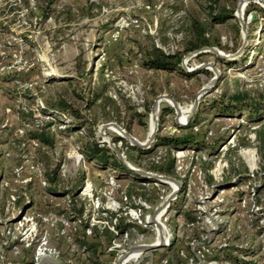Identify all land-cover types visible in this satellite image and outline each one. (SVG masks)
Wrapping results in <instances>:
<instances>
[{
  "label": "rangeland",
  "instance_id": "rangeland-1",
  "mask_svg": "<svg viewBox=\"0 0 264 264\" xmlns=\"http://www.w3.org/2000/svg\"><path fill=\"white\" fill-rule=\"evenodd\" d=\"M208 1L0 0V263L34 264L41 248L61 264H118L117 256L128 255L133 246L161 241L124 264H230L222 248L264 264V235L257 232V224L264 225L258 125L238 110H223L220 102L237 91L264 100V0H228L233 17L213 25ZM243 2L246 42L231 57L244 40L241 9L236 11ZM249 2L255 6L245 14ZM192 16L206 23L207 37L218 39L217 45L184 51L193 33ZM151 41L166 53L182 51L180 67L190 74L143 67L138 57ZM215 69L218 76L210 84ZM202 87L208 89L192 112ZM157 97L162 100L149 144L153 150L138 155L130 148L135 145L119 135L147 139ZM196 112L193 133L205 148L153 146L156 135L190 133L181 122ZM105 123L123 131L110 125L102 135L99 126ZM39 132L50 142L35 138ZM84 138L113 146L124 158L131 154L138 163L133 167L153 173L158 172L148 166L171 153L181 201L172 206V199L153 219L156 226L153 211L177 184L141 175L136 182L101 168L80 151ZM238 171L251 180L236 181ZM11 194L15 200L8 204ZM110 212L133 226L113 240L114 254L108 247L96 255L83 252L75 240L82 224H88L84 234L89 236L93 225L110 226ZM203 240L207 250L197 246ZM251 246L258 247L255 255H244Z\"/></svg>",
  "mask_w": 264,
  "mask_h": 264
},
{
  "label": "trees",
  "instance_id": "trees-1",
  "mask_svg": "<svg viewBox=\"0 0 264 264\" xmlns=\"http://www.w3.org/2000/svg\"><path fill=\"white\" fill-rule=\"evenodd\" d=\"M47 3V2H46ZM255 4L249 2L246 5L245 14L249 11ZM207 12L210 17V24L224 23L233 17V4H228V0H209L207 2ZM43 17L46 15V11L42 10ZM255 20V19H254ZM206 23L199 20L197 16H192L191 18V29L193 31L190 40L188 41L187 46L184 48V51H190L193 49L207 47L212 45H217L219 40L216 39L211 41L207 37L206 33ZM182 51L177 50L173 53H166L160 47L156 46L153 41L150 42V46L147 50H144L142 54H139L138 60L143 67L162 69L167 71L180 70L182 73L189 75L190 73L184 72L180 67V62L182 58ZM100 93V92H99ZM213 107L217 105L216 100L214 101ZM223 110H238L239 113L246 115V120L251 123H255L258 126L255 128L256 135V148L261 157V161L264 163V100L263 97L252 98L246 91H237L228 96L226 101L221 100ZM200 105V103H199ZM69 107V106H68ZM242 111H246L244 114ZM197 112L194 113L187 124L182 127L190 129L191 132L187 134L180 135H165L158 136L156 135V141L153 146H164L165 148L172 150L179 147H193L195 150H200L204 144L202 139H198L197 136L193 133V127L196 125ZM40 142L48 143V137L43 133L39 132L34 135ZM202 145V146H201ZM138 155L148 154L153 148L149 146L148 148H141L138 146H130ZM80 151L90 162L96 164L101 168H110L116 172V175H130L134 181L138 182L140 175L128 169L115 155V153L104 144H100L98 141L93 138H84L79 147ZM125 159L133 166H138V163L131 154H125ZM148 169L175 177L176 176V166L174 156L168 152V156L161 161L156 162L155 164L148 166ZM236 181H245L247 179L250 181L248 175L237 172ZM49 181H52V177L47 178ZM185 183L180 190V193L185 189ZM141 189H144L140 186ZM179 193V195H180ZM237 193H241L238 191ZM139 196L143 199H148L143 192H139ZM178 197L175 198L176 201H173L172 206L175 205L179 200ZM150 201V199H149ZM114 218L113 227L115 232L111 231L107 226L103 225L101 228H97L95 225L92 226L90 230V235L86 236L84 234L85 227L88 226L87 223L82 224V229L80 236L75 238L77 244L83 249V252H90L91 255L101 252V249L104 247H109L113 240L119 237L121 234L127 232L133 225L129 222H123L121 219L115 216L114 212H110L108 221L111 222ZM257 232L261 235H264V225L260 222L257 224ZM138 229H141L138 227ZM264 241V240H263ZM172 242L170 245L172 246ZM169 245V246H170ZM258 248V247H257ZM257 248L246 247L243 249L242 253L247 256L255 255V250ZM179 248L176 249V254L179 255ZM224 251V261L229 262L230 264H253L251 260H245V258H239L236 254H231L226 251V248H222ZM109 254H114V248L110 249ZM190 255V254H189ZM178 257V256H177ZM182 261V260H181ZM96 262V261H95ZM166 263H169V260L166 259Z\"/></svg>",
  "mask_w": 264,
  "mask_h": 264
},
{
  "label": "water",
  "instance_id": "water-1",
  "mask_svg": "<svg viewBox=\"0 0 264 264\" xmlns=\"http://www.w3.org/2000/svg\"><path fill=\"white\" fill-rule=\"evenodd\" d=\"M246 3L245 2H243V4H239L238 5V7H237V10L236 11H239L240 9H241V11H242V9H243V7H244V5H245ZM237 17H238V15L237 14H235ZM239 18V17H238ZM239 20H240V24H241V30H242V33H243V44H242V46L238 49V51L234 54V55H232L231 57H234L235 55H237V54H239L240 52H241V50H242V48H243V46L245 45V42H246V37H245V28H244V23H243V21H242V16L239 18ZM210 50L212 51V52H214L215 54H217L218 56H221V57H230V55H228V54H225V53H220V50L219 49H217V48H215V47H211L210 48ZM199 67H201V66H198V67H196V68H199ZM205 68H207V66H204ZM217 76H218V71L215 69V76L211 79V81H210V84H213L214 82H215V79L217 78ZM207 89H208V87H202L201 88V90H200V92L197 94V96H196V98H195V100H194V102H193V110H192V112L197 108V106H198V103H199V97L203 94V93H205L206 91H207ZM161 97H165V98H167V96L166 95H162ZM158 98V97H157ZM157 98L155 99V101H154V104H153V107H154V105L156 104V100H157ZM169 98V97H168ZM174 103H176L173 99H171ZM153 107H152V109H153ZM177 111V110H176ZM190 116H191V114L186 118V121H184V122H181V124H186L188 121H189V119H190ZM110 125H114V126H116L119 130H121V131H123L121 128H119V126H117L116 124H114V123H105V124H102L101 126H99V130H100V132H101V134L103 135V130L105 129V128H107V127H109ZM156 131H157V124H156V127H155V129L151 132V134H150V136H148V138L147 139H145L144 141H142V142H140V141H138L137 139H135L133 136H131V135H129V134H127L125 137L124 136H122V135H119L121 138H124V139H126L131 145H135V146H138V147H141V148H144V147H149V144L153 141V139H154V135H155V133H156ZM101 142L102 143H106L107 145H109L108 144V142H106L105 140H101ZM112 145V144H111ZM110 148L113 150V152L115 153V155L117 156V158L128 168V169H130V170H132L133 172H135V173H137V174H139V175H141V176H143V177H145V178H149V179H151V180H153V181H156V182H161V183H169L170 181H172V182H175L176 184H177V186H176V188H173V190L167 195V197L165 198V200L164 201H162L161 203H160V205L159 206H157L156 208H155V210L153 211V214H152V216L151 217H154L158 212H159V210L163 207V208H166L168 205H169V203H170V201L172 200V199H174L175 197H176V194H177V192L179 191V187H180V184H181V182L179 181V180H177V179H175L174 177H172V176H168V175H164V174H158V173H153V172H150V171H144V170H141V169H139V168H136V167H133L125 158H124V156L121 154V153H119L116 149H115V147H113V146H110ZM170 184V183H169ZM154 223H155V225L157 226V221H154V220H152ZM162 243L163 242H155V243H152V244H148V245H135V246H133V247H139L140 248V251H147V250H152V249H154V248H156V247H158V246H160V245H162ZM132 247V248H133ZM131 248V249H132ZM126 253H124V254H121V255H118L117 256V260H116V262L118 263L119 262V259L123 256V255H125ZM49 259L54 263V264H61L59 261H57L56 259H54V258H52V257H49ZM39 263V259H37L36 261H35V263L34 264H38Z\"/></svg>",
  "mask_w": 264,
  "mask_h": 264
},
{
  "label": "bare ground",
  "instance_id": "bare-ground-1",
  "mask_svg": "<svg viewBox=\"0 0 264 264\" xmlns=\"http://www.w3.org/2000/svg\"><path fill=\"white\" fill-rule=\"evenodd\" d=\"M162 98V97H161ZM161 98H158L157 100H156V104L154 105V107H153V109H152V115H151V118H150V125H149V136H150V134H151V132L155 129V127H156V121H157V113H158V102H160L162 99ZM192 110H193V107H192ZM178 111V110H177ZM185 113H187V111H184L183 109H180L179 110V114L180 115H184ZM185 116V115H184ZM184 116H182V118H181V120H183V119H185V117ZM116 127V126H115ZM117 128V127H116ZM118 129V128H117ZM169 183H175V182H172V181H170ZM176 184V183H175ZM165 210V208H161L160 210H159V212L154 216V217H152V220L158 215V214H160L161 215V213H160V211L161 210ZM157 219H159V217L157 218ZM154 220H156V219H154ZM158 222V221H157ZM161 240V239H160ZM161 242V241H160ZM132 250H134V251H132V252H130L128 255H123L120 259H119V262H118V264H124L126 261H128V260H135L137 257H138V255H139V253H140V248L139 247H135V248H133ZM38 264H54L50 259H49V256H47V255H45L44 253H40L39 254V263Z\"/></svg>",
  "mask_w": 264,
  "mask_h": 264
},
{
  "label": "built area",
  "instance_id": "built-area-1",
  "mask_svg": "<svg viewBox=\"0 0 264 264\" xmlns=\"http://www.w3.org/2000/svg\"><path fill=\"white\" fill-rule=\"evenodd\" d=\"M29 1H32V0H29ZM245 3H247V2H245ZM243 8H244V7H243ZM22 10H23V11H26L25 8L22 9ZM235 14H237V12H236ZM242 15H243V9H242V11H241V16H242ZM35 19H36V17L33 18V23H35ZM132 22H136V20H132ZM193 129H194L195 131H197V130H198V127H197V126H194ZM29 141H30V143H31L33 146H35V145L37 144V142L35 141V139H30ZM21 168H22V166H19V169L15 170V171H18V170L20 171ZM14 200H15V198H14V196L11 194V195H10V198H9V201H8V204H12ZM136 209H137V211H139V210H140V207H138V208H136ZM135 216L138 217V216H139V213H136V212H135ZM138 221H139V220H138ZM113 222H114V218H113L112 221L110 222L111 224H110V226H108V228H109L111 231L115 232L114 227H113ZM164 243L167 244V243H168V240H165ZM200 245L203 247V249H206V250L208 249V248H205V247H207V245L205 244L204 240H203L202 242H198V243H197V246H200ZM108 248L111 249V247H108ZM112 248H113V247H112ZM39 250L42 251L41 248H38V250H37L36 253H35V261H36L37 259H39V258H38V252H39ZM42 253H44V251H42ZM181 253H182V252H181ZM44 254H46V253H44ZM46 255H47V254H46ZM202 256H203V254H202ZM34 263H35V262H34ZM208 263L210 264L211 262H208ZM0 264H2V263H0ZM4 264H11V263L8 262V263H4ZM15 264H18V263H15ZM145 264H152V261H148V262L145 263ZM185 264H192V262H191V260H190V262L188 261V262H186Z\"/></svg>",
  "mask_w": 264,
  "mask_h": 264
}]
</instances>
